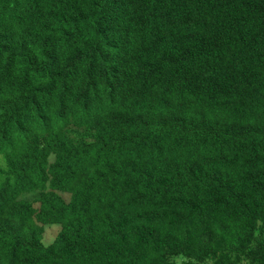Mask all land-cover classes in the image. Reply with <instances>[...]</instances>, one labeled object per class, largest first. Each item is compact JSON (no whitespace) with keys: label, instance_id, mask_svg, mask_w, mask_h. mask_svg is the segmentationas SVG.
Returning a JSON list of instances; mask_svg holds the SVG:
<instances>
[{"label":"trees","instance_id":"16d2710c","mask_svg":"<svg viewBox=\"0 0 264 264\" xmlns=\"http://www.w3.org/2000/svg\"><path fill=\"white\" fill-rule=\"evenodd\" d=\"M61 1L0 0V264H264V0Z\"/></svg>","mask_w":264,"mask_h":264},{"label":"clouds","instance_id":"9594fccd","mask_svg":"<svg viewBox=\"0 0 264 264\" xmlns=\"http://www.w3.org/2000/svg\"><path fill=\"white\" fill-rule=\"evenodd\" d=\"M71 1L72 0H62L61 3L65 7H72ZM124 1L126 3H128V4L135 5V4L140 3L142 0H124ZM64 28H65V25L58 24V25L54 26V30H52V31L60 32V33L65 34ZM109 29L112 32H114L119 37H121L124 34V32H125V29L121 25L110 26ZM248 32L264 33V5H260V6H257L255 8H253L252 11H251L250 19L248 21H246L239 28L240 39H239V41L237 43L236 48L232 52L231 57L238 52V47L240 46V43L242 42V39H243L244 35L246 33H248ZM47 43H48V46H49L52 54L57 58V61H58V57H59V54H60V44L59 43H51L50 40H49V35H48ZM80 65L81 64H79L78 61H77V66H80ZM261 86L264 87V78H262ZM55 161H56L55 154H50L47 157V159H46V165H47L46 172L48 174V180H47L45 188L43 190L37 189V190L30 191V192H26V193H23L20 196H18L17 199H16V202H23V203H26V204L30 205L31 209L33 210L32 220H33L34 224H36L38 222L37 215L40 212L41 198H42L43 195H45V194H53V195L57 196L58 198H60L61 200L65 201L66 203L69 201V198H68V200H66L63 197V195L66 194L64 191L53 189L50 186L51 177L49 175V170L55 164ZM6 168H7L6 155H5V153H0V172H3ZM1 188L2 187H0V189ZM35 194L38 195V198L36 200L28 201L26 199V197L32 196V195H35ZM66 195H68V194H66ZM49 225H58V224L42 225L43 231L41 232L40 243L44 247L50 246L55 241L57 235L59 234V232L61 230L60 225H58L60 227V229H59L56 237L51 242H45L43 240L44 229H45V227H50ZM177 259H179V258H177ZM177 259H176V261H177ZM179 261H180V259H179Z\"/></svg>","mask_w":264,"mask_h":264},{"label":"rangeland","instance_id":"374dc122","mask_svg":"<svg viewBox=\"0 0 264 264\" xmlns=\"http://www.w3.org/2000/svg\"><path fill=\"white\" fill-rule=\"evenodd\" d=\"M63 197L68 200L69 196L64 194ZM38 198V195L35 194V195H32V196H28L26 197V199L28 201H34ZM50 227H45L44 229V236H43V240L45 242H51L57 235L60 227L58 225H49ZM54 227V228H53ZM57 228V229H56ZM177 262L179 263V259H177Z\"/></svg>","mask_w":264,"mask_h":264}]
</instances>
